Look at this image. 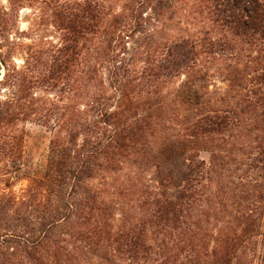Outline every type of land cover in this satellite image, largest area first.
<instances>
[{"label":"trees","instance_id":"obj_1","mask_svg":"<svg viewBox=\"0 0 264 264\" xmlns=\"http://www.w3.org/2000/svg\"><path fill=\"white\" fill-rule=\"evenodd\" d=\"M7 1L0 264H253L264 206L253 219L229 165L264 156V0ZM25 5L40 6L58 45L18 48ZM27 122L51 133L39 177ZM197 176L209 195L195 216Z\"/></svg>","mask_w":264,"mask_h":264},{"label":"rangeland","instance_id":"obj_2","mask_svg":"<svg viewBox=\"0 0 264 264\" xmlns=\"http://www.w3.org/2000/svg\"><path fill=\"white\" fill-rule=\"evenodd\" d=\"M2 2L5 5L8 4L7 0H2ZM39 8V5H25V7L20 10L18 26L19 31H22L23 33L17 35L16 40L20 44L18 48H50L51 43L58 45L61 42V32L58 31L57 28L53 27L54 23L44 19L41 9ZM42 38H45L46 43L41 41ZM20 50L21 51L14 55V58L17 64L22 65L24 63L23 56L26 50ZM4 72L5 71L3 70L2 74H4ZM221 86H225V84L222 83ZM22 128H24L26 131L24 158L27 165V171L31 176L39 177L42 175L47 161L51 133L47 130V128L36 122L24 123L22 124ZM261 142L264 146V139L261 140ZM239 151L242 152L243 148L240 147ZM258 152V150L255 152L253 158L260 156ZM212 154L213 153L211 152H201L199 160H204L206 164L205 166L209 171L208 178L206 177L203 182L212 184L213 187H216L218 186L217 184L219 182L215 173L212 172V169L215 167ZM229 166L232 169L237 168L236 174L234 175L235 177L239 176V178L235 179V181L240 183L241 189L245 191L243 192V196L247 197L245 202L249 204V208H251V211L253 212V219L256 220L257 216L259 215L258 206L260 204L264 206V200H261L260 203H255V201L252 202V199L254 194L264 196V156L261 157V161L247 159L244 160L243 163L240 162L237 164H231ZM197 179L199 180V183H197V194L195 196L197 198L195 203L196 208L193 212L195 216L202 208V201L200 200L208 198L209 195L207 191L205 193L202 192L200 187L201 179L199 176H197ZM227 179L230 178L226 177L225 180ZM27 184V178H19L15 186V190L19 192L21 188L26 187ZM229 218H231L230 215L225 216V219ZM261 232V234H256L257 236H253L251 238L249 249L246 251V255L253 259V264H264V226Z\"/></svg>","mask_w":264,"mask_h":264}]
</instances>
